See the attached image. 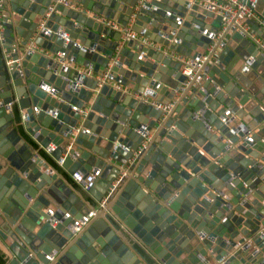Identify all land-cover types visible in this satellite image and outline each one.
Here are the masks:
<instances>
[{
    "label": "water",
    "instance_id": "95a60500",
    "mask_svg": "<svg viewBox=\"0 0 264 264\" xmlns=\"http://www.w3.org/2000/svg\"><path fill=\"white\" fill-rule=\"evenodd\" d=\"M68 2L0 0L6 264H264V51L236 30L188 77L173 55L206 52L220 17L208 27L183 0ZM96 170L88 193L67 178Z\"/></svg>",
    "mask_w": 264,
    "mask_h": 264
},
{
    "label": "built area",
    "instance_id": "2783aa9c",
    "mask_svg": "<svg viewBox=\"0 0 264 264\" xmlns=\"http://www.w3.org/2000/svg\"><path fill=\"white\" fill-rule=\"evenodd\" d=\"M57 1L64 5H70L68 0H57ZM138 1L142 3L144 1H149V0H138ZM183 1L187 3L186 13H188V11L191 10V5H196L201 9H203L204 11L210 12L213 15L212 18L209 17L205 18V24L208 27H210L211 20L213 21L216 17H220L221 19V25L217 28V30L209 32V39L211 40V43L208 49L206 50V52L201 53V55L195 56L194 58L183 57L179 54L173 55L176 59L184 63L183 74L187 75L188 77L193 76L199 69L203 67L204 62L208 59L209 56L208 53L214 48V46L216 44L223 46L226 43L228 36L236 30L248 35L257 45H259L261 51H264V37L260 36L261 31L264 33V17L256 11L258 0H183ZM170 12L171 11H167L166 13L170 14ZM183 19L184 18L176 17V23L180 25ZM101 20H103L106 25L112 27L113 29L124 32V39L142 38L143 42L146 43L147 45L157 47L156 44L150 41L149 39L145 37H141V35L129 30L128 27H122L116 21L106 20L105 18H101ZM40 28H42V26ZM206 32H207V28L204 29L202 35H205ZM45 33L49 34L50 32L49 30H46ZM66 42H68V39H66ZM149 42L151 44H149ZM252 61L253 58L250 57V61L248 63H251ZM104 81H105V76L101 78V82ZM156 104L158 105V107H161V104L159 103ZM169 107L170 106H166L165 108H169ZM73 108L75 109V106ZM246 138L249 141L252 140L250 131H248ZM99 174L100 171L96 170L95 172H91L86 176L77 172L73 173L70 176L73 181L72 184L74 186L76 185L79 187V189L77 188L78 190L88 193L89 188L93 186ZM120 179L121 177H118L116 180L112 182V187L103 194L100 200L96 202V208L105 207L107 201L109 200V198H111L114 188L119 184ZM89 198L91 199V195L89 196ZM47 210L50 214H52L56 209L54 206L50 205L49 208H47ZM94 213H95L94 210H90L87 214L82 215L81 218L74 219L73 224L71 225L72 230L75 232L79 231L84 225H86L89 222L90 218L94 215ZM64 216L69 217L70 213L65 212ZM126 232L130 235V237L133 238V240L138 245H140L143 248V246L139 243V241H137L134 238V236L131 233H129L127 230ZM259 235L261 237L262 242L264 243V227L261 228V230H259ZM250 241L251 239L247 240L248 243ZM255 248L257 247L255 246ZM144 251L147 252L146 249H144ZM260 257H262V263H264V254L260 255ZM218 262L219 264H223L224 263L223 258H219Z\"/></svg>",
    "mask_w": 264,
    "mask_h": 264
},
{
    "label": "crops",
    "instance_id": "0c3cea01",
    "mask_svg": "<svg viewBox=\"0 0 264 264\" xmlns=\"http://www.w3.org/2000/svg\"><path fill=\"white\" fill-rule=\"evenodd\" d=\"M256 11L264 17V0H258L257 6H256ZM149 44H151V43L149 42ZM167 53H170V51L168 50ZM50 56H52V55H49V57H50ZM90 75H92V76L95 77V75H93L92 73H90ZM67 178H68V180H69L71 183H73V181H72V179H71V176H70V174H68V173H67ZM75 186H76V185H75ZM76 188L79 189L78 186H76Z\"/></svg>",
    "mask_w": 264,
    "mask_h": 264
},
{
    "label": "trees",
    "instance_id": "16d2710c",
    "mask_svg": "<svg viewBox=\"0 0 264 264\" xmlns=\"http://www.w3.org/2000/svg\"><path fill=\"white\" fill-rule=\"evenodd\" d=\"M42 154L44 155V157H46L49 161H52L49 156L42 151ZM7 261V257L5 256V254L0 250V264H6Z\"/></svg>",
    "mask_w": 264,
    "mask_h": 264
},
{
    "label": "bare ground",
    "instance_id": "6f19581e",
    "mask_svg": "<svg viewBox=\"0 0 264 264\" xmlns=\"http://www.w3.org/2000/svg\"><path fill=\"white\" fill-rule=\"evenodd\" d=\"M131 259H133V258H130V260H131ZM130 260H129V262H130Z\"/></svg>",
    "mask_w": 264,
    "mask_h": 264
}]
</instances>
